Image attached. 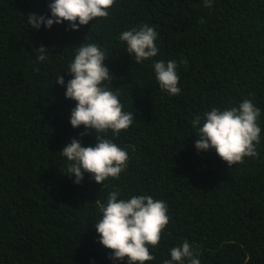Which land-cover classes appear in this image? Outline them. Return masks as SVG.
Returning a JSON list of instances; mask_svg holds the SVG:
<instances>
[{"label": "trees", "instance_id": "trees-1", "mask_svg": "<svg viewBox=\"0 0 264 264\" xmlns=\"http://www.w3.org/2000/svg\"><path fill=\"white\" fill-rule=\"evenodd\" d=\"M51 0H0V264H127L113 260L94 224L109 192L150 195L167 204L169 222L149 248L163 264L187 240L201 264H264V0H115L109 17L79 30L68 22L30 27L29 13L50 16ZM144 24L158 37L157 56L136 63L119 40ZM108 57L131 126L107 138L128 153L118 179L80 184L59 153L73 138L95 146V132L73 128L75 101L56 83L81 44ZM46 46V59L36 61ZM175 60L180 94L163 91L153 62ZM34 62H36L34 64ZM38 67L39 71H34ZM249 99L260 108L258 155L228 167L215 150L197 151L192 120L213 107Z\"/></svg>", "mask_w": 264, "mask_h": 264}, {"label": "clouds", "instance_id": "clouds-1", "mask_svg": "<svg viewBox=\"0 0 264 264\" xmlns=\"http://www.w3.org/2000/svg\"><path fill=\"white\" fill-rule=\"evenodd\" d=\"M115 0H51L48 4L50 16L29 13L28 24L37 30L41 25L68 22L70 30H79L80 26L89 24L97 18L109 17V9ZM205 7L212 6V0H203ZM157 31L144 24L138 28L123 31L119 40L126 44L125 51L134 57L136 63L149 60L158 54ZM46 46L38 48L36 61L46 59ZM108 57L96 43L81 44L76 49L74 59L68 64L67 72L72 76L65 85L63 76H56V83L66 87V99L75 101L71 109L70 124L73 128L84 126L95 132V146H82L80 140L73 138L59 153L66 158V173L74 175V183L80 184L85 173L97 183L108 178L118 179L127 168L128 153L113 140L107 138L109 131L118 136L132 124L134 113L123 111L118 94L109 90L105 82L113 79L104 64ZM36 62H34L35 64ZM153 70L159 87L171 96L180 94L179 75L175 60L154 61ZM34 71H39L34 67ZM260 108L249 99H243L238 107L223 109L213 107L203 115L192 120L197 139L196 150L214 149L228 167L243 163L245 157H256V145L260 142L261 128L257 123ZM119 189L108 193L106 203L100 206L101 218L94 224L99 234V242L111 250L110 259L127 264H145L155 259L149 248L159 245L161 233L169 222L167 204L155 200L150 195H133L129 199L118 198ZM201 253L185 240L181 246L170 249V258L163 264H201Z\"/></svg>", "mask_w": 264, "mask_h": 264}]
</instances>
